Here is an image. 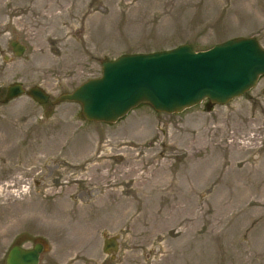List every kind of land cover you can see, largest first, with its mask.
Segmentation results:
<instances>
[{
	"label": "rangeland",
	"instance_id": "1",
	"mask_svg": "<svg viewBox=\"0 0 264 264\" xmlns=\"http://www.w3.org/2000/svg\"><path fill=\"white\" fill-rule=\"evenodd\" d=\"M40 2L0 0V83L52 98L0 105V264L40 241L39 264H264L263 80L210 110L141 104L112 124L52 102L121 54L238 36L264 47V0ZM10 40L26 50L7 61ZM115 235L111 259L103 242Z\"/></svg>",
	"mask_w": 264,
	"mask_h": 264
},
{
	"label": "water",
	"instance_id": "2",
	"mask_svg": "<svg viewBox=\"0 0 264 264\" xmlns=\"http://www.w3.org/2000/svg\"><path fill=\"white\" fill-rule=\"evenodd\" d=\"M12 44L16 49V43ZM23 51L21 46L16 54ZM263 75L264 47L256 37L238 36L205 50L183 43L168 50L105 59L100 76L85 80L54 101L78 103L86 120L111 124L140 104L168 114L181 113L205 98L225 105L254 88ZM22 94L39 103L50 100V94L40 86L25 91L20 83L8 87L5 100ZM118 239L115 235L104 240L103 251L111 259L120 250ZM42 243L30 249L12 246L6 264H39Z\"/></svg>",
	"mask_w": 264,
	"mask_h": 264
},
{
	"label": "flooded vegetation",
	"instance_id": "3",
	"mask_svg": "<svg viewBox=\"0 0 264 264\" xmlns=\"http://www.w3.org/2000/svg\"><path fill=\"white\" fill-rule=\"evenodd\" d=\"M16 43L15 45H17V47H16V49H15V47L13 46V44L12 43ZM10 50L8 51V52H6L5 53V60H10V58L11 57H20V56H22L23 55V53H25V50H26V45L25 44H23L22 42H20V41H18V40H10ZM21 46H23L24 47V51H23V53L22 54H20V55H17L16 54V50H19L20 49V47ZM261 80H263V83H262V85H261V88H260V90L263 92V94H264V76H262L260 79H259V81H258V83L261 81ZM14 83H20V85L22 86V89H24L25 91H27L28 89H30L31 87H33V86H35V85H27V84H24L21 80H18V79H13V80H11V81H9L7 84H3V83H0V105L1 104H7V103H9V102H12L13 100H15V99H17V98H19V97H21V96H27V97H30V96H28L27 94H22V95H19V96H17V97H14V98H11V99H9V100H5V98H6V96H7V94H8V87L11 85V84H14ZM258 85V84H257ZM38 86V85H37ZM58 97V96H57ZM56 97V98H57ZM31 98V97H30ZM56 98H54V100L56 99ZM34 102H36L37 104H49L50 102H51V95H50V100L49 101H47L46 103H39V102H37L36 100H34L33 98H31ZM54 100H52V102L53 103H59V102H55ZM62 102H66V101H62ZM73 103V102H72ZM202 103L204 104V106H205V108H207V110H210L215 104H212V103H210V101H208L207 99H204L203 101H202ZM36 243H38V242H35L34 244H33V246L32 247H24L21 243L20 244H15V245H18V246H20V247H23V248H28V249H30V248H33L34 247V245L36 244ZM14 246V245H13ZM12 247V246H11ZM8 253V252H7ZM6 256H7V254H6ZM4 264H6V257H5V261H4Z\"/></svg>",
	"mask_w": 264,
	"mask_h": 264
},
{
	"label": "bare ground",
	"instance_id": "4",
	"mask_svg": "<svg viewBox=\"0 0 264 264\" xmlns=\"http://www.w3.org/2000/svg\"><path fill=\"white\" fill-rule=\"evenodd\" d=\"M30 1H33L34 3L37 2V0H30ZM67 2H69V0H41L40 4L41 6L46 7L48 11H52L53 9H56V8H62L64 4H66ZM76 5L77 3H75V0H71V4L68 6V9H72L76 7ZM138 123L139 122H136L134 124L135 128L141 125L145 130H148V131H145L147 132V134L139 139H143L146 136L150 135L149 132H151V130H149V127L151 125V120H147V122H143L142 124H139V126H138Z\"/></svg>",
	"mask_w": 264,
	"mask_h": 264
}]
</instances>
